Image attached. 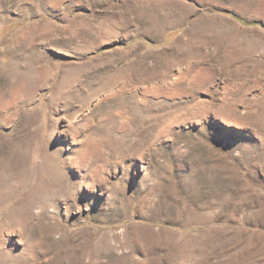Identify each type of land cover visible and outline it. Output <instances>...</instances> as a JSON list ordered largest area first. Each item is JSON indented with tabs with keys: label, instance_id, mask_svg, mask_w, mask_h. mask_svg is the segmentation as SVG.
<instances>
[{
	"label": "rangeland",
	"instance_id": "1",
	"mask_svg": "<svg viewBox=\"0 0 264 264\" xmlns=\"http://www.w3.org/2000/svg\"><path fill=\"white\" fill-rule=\"evenodd\" d=\"M0 264H264V0H0Z\"/></svg>",
	"mask_w": 264,
	"mask_h": 264
},
{
	"label": "bare ground",
	"instance_id": "2",
	"mask_svg": "<svg viewBox=\"0 0 264 264\" xmlns=\"http://www.w3.org/2000/svg\"><path fill=\"white\" fill-rule=\"evenodd\" d=\"M80 29H81V28H80ZM69 65H70V64H69ZM37 73H38V72H37ZM43 73H44V72H43ZM100 100H101V99H100ZM83 120H84V119H83ZM169 123L171 124V122H169ZM173 123H174V122H173ZM166 125H167V124H166ZM73 134H74V133H73ZM73 134H72V136H73ZM74 135H75V134H74ZM73 137H74V136H73ZM48 162H49V161H48ZM51 167H52V166H51ZM51 167H50V169H51ZM50 169H49V170H50ZM54 170H56V169H54ZM54 170H53V171H54ZM51 172H52V171H51ZM51 172L49 171V173H51ZM51 176H53V173L51 174ZM53 179H54V178H53ZM51 180H52V179H51ZM19 231H20V230H19Z\"/></svg>",
	"mask_w": 264,
	"mask_h": 264
}]
</instances>
